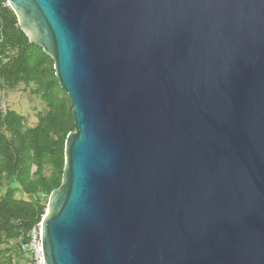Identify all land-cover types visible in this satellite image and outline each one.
I'll list each match as a JSON object with an SVG mask.
<instances>
[{"label":"water","instance_id":"1","mask_svg":"<svg viewBox=\"0 0 264 264\" xmlns=\"http://www.w3.org/2000/svg\"><path fill=\"white\" fill-rule=\"evenodd\" d=\"M74 131L43 264H264V0H5Z\"/></svg>","mask_w":264,"mask_h":264},{"label":"trees","instance_id":"2","mask_svg":"<svg viewBox=\"0 0 264 264\" xmlns=\"http://www.w3.org/2000/svg\"><path fill=\"white\" fill-rule=\"evenodd\" d=\"M0 84L7 90L32 85L47 109L45 115H36L33 127H26L24 118L14 111H0V189L11 178L20 193L35 197L15 198L13 191L0 197V264H12L9 255H1V246L18 241L19 253L28 231L41 222L47 202L42 204L39 196L48 199L61 184L64 142L74 131V121L70 101L54 76L53 62L29 43L5 0H0Z\"/></svg>","mask_w":264,"mask_h":264},{"label":"rangeland","instance_id":"3","mask_svg":"<svg viewBox=\"0 0 264 264\" xmlns=\"http://www.w3.org/2000/svg\"><path fill=\"white\" fill-rule=\"evenodd\" d=\"M34 87L32 85L25 86L23 84L18 85L14 90H7L0 84V111H14L18 115L24 118L26 127H33L36 124V115L41 113L46 114L47 109L43 100L33 93ZM45 175L49 174L48 170H45ZM7 191H13L14 197L25 200H34L35 197H27L20 193L18 186L13 179H5L3 187L0 189V197ZM40 197L42 204H46L47 199ZM18 241H9L1 246V255L7 257L8 255L12 259V264H28V260L25 256L19 255L17 251ZM6 251H9L8 253Z\"/></svg>","mask_w":264,"mask_h":264},{"label":"built area","instance_id":"4","mask_svg":"<svg viewBox=\"0 0 264 264\" xmlns=\"http://www.w3.org/2000/svg\"><path fill=\"white\" fill-rule=\"evenodd\" d=\"M25 238L26 241L19 245V253L27 258L28 264H43L40 241L41 224L37 223L34 225Z\"/></svg>","mask_w":264,"mask_h":264}]
</instances>
